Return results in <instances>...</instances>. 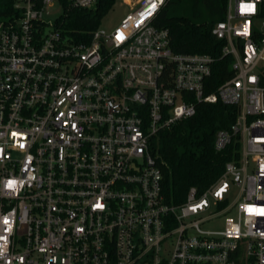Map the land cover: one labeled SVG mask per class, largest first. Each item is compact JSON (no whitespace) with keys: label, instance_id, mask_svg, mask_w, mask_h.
Returning <instances> with one entry per match:
<instances>
[{"label":"built area","instance_id":"2783aa9c","mask_svg":"<svg viewBox=\"0 0 264 264\" xmlns=\"http://www.w3.org/2000/svg\"><path fill=\"white\" fill-rule=\"evenodd\" d=\"M99 1L0 8V264H264V0H228L212 33L231 74L215 88L216 59L174 53L156 25L171 0H120L129 13L86 42L64 32ZM218 103L237 117L215 150L237 153L168 203L160 134Z\"/></svg>","mask_w":264,"mask_h":264},{"label":"trees","instance_id":"16d2710c","mask_svg":"<svg viewBox=\"0 0 264 264\" xmlns=\"http://www.w3.org/2000/svg\"><path fill=\"white\" fill-rule=\"evenodd\" d=\"M120 0H100L92 12L71 11L64 17V32L76 42H86L92 37L102 19ZM195 8L203 5L215 24L226 17L228 0H193ZM12 0H0V8ZM66 4V0H60ZM168 7V6H167ZM167 7L156 20V25L170 32L171 47L176 54H207L216 59L211 79L213 88L231 74L230 59L222 58L223 41L213 35L214 26L193 23L186 18L169 17ZM198 15V9L196 11ZM212 91L209 90V92ZM237 108L218 104H201L197 114L160 134L156 144L158 163L163 173V191L168 203L179 204L186 200L190 188L204 191L224 173L233 160L238 146L228 145L223 151L215 150L216 133L228 130L236 121ZM236 156H238L236 154Z\"/></svg>","mask_w":264,"mask_h":264},{"label":"rangeland","instance_id":"374dc122","mask_svg":"<svg viewBox=\"0 0 264 264\" xmlns=\"http://www.w3.org/2000/svg\"><path fill=\"white\" fill-rule=\"evenodd\" d=\"M198 9V15L196 11ZM52 14L48 20H55L62 14L61 8L52 10ZM169 17L186 18L193 23L205 24L207 28L214 26L215 19L211 18L203 5L195 8L193 0H171L167 7ZM129 13V8L117 2L114 8L102 19L100 28L107 32L113 31L122 21V19ZM260 25V22H259ZM255 168L254 159H250L249 173L252 174ZM238 191L235 190L231 201L237 200ZM240 200V199H239ZM203 228L210 231H220L224 228V220H208L204 223Z\"/></svg>","mask_w":264,"mask_h":264}]
</instances>
